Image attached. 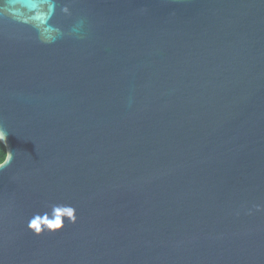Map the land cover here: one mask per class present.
<instances>
[{"label": "water", "instance_id": "water-1", "mask_svg": "<svg viewBox=\"0 0 264 264\" xmlns=\"http://www.w3.org/2000/svg\"><path fill=\"white\" fill-rule=\"evenodd\" d=\"M0 126V264H264V0H0Z\"/></svg>", "mask_w": 264, "mask_h": 264}, {"label": "clouds", "instance_id": "clouds-1", "mask_svg": "<svg viewBox=\"0 0 264 264\" xmlns=\"http://www.w3.org/2000/svg\"><path fill=\"white\" fill-rule=\"evenodd\" d=\"M63 11L68 13L69 9L64 7ZM44 42L47 43L48 41ZM7 136L8 131L0 126V144H3L6 147ZM12 160L13 154L10 151L5 152L0 150V171H3L12 162ZM62 217H67V220L62 219ZM77 219L76 208L72 205L62 204L55 206L54 216L51 219L48 214H44L43 217L39 214L31 217L27 222V230L36 237H40L44 234L55 235L61 232V229L65 228V221H67L68 224L75 225L77 223Z\"/></svg>", "mask_w": 264, "mask_h": 264}, {"label": "trees", "instance_id": "trees-1", "mask_svg": "<svg viewBox=\"0 0 264 264\" xmlns=\"http://www.w3.org/2000/svg\"><path fill=\"white\" fill-rule=\"evenodd\" d=\"M0 150L5 151L6 152V147L3 144H0Z\"/></svg>", "mask_w": 264, "mask_h": 264}]
</instances>
